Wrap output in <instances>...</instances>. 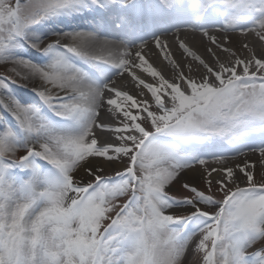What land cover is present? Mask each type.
<instances>
[{
	"label": "snow or ice",
	"instance_id": "snow-or-ice-1",
	"mask_svg": "<svg viewBox=\"0 0 264 264\" xmlns=\"http://www.w3.org/2000/svg\"><path fill=\"white\" fill-rule=\"evenodd\" d=\"M0 66V264H264V0H0Z\"/></svg>",
	"mask_w": 264,
	"mask_h": 264
},
{
	"label": "bare ground",
	"instance_id": "bare-ground-1",
	"mask_svg": "<svg viewBox=\"0 0 264 264\" xmlns=\"http://www.w3.org/2000/svg\"><path fill=\"white\" fill-rule=\"evenodd\" d=\"M91 22V15L90 14H86L84 17L76 20V21H73L72 23L75 24V25H84V24H87V23H90ZM58 28H64L66 25L64 23H60L58 25H56ZM159 63V62H157ZM170 72V70H168ZM4 72V68L3 66H0V73H3ZM25 92H27L28 90L27 89H24ZM246 155L253 161L256 160V158L258 157V153L256 154H253L251 152H247ZM245 157L243 156H239V157H235V158H231L230 157V160L229 162L230 163H242L243 160H244ZM211 162V161H210ZM260 166L257 165V169L259 168Z\"/></svg>",
	"mask_w": 264,
	"mask_h": 264
},
{
	"label": "rangeland",
	"instance_id": "rangeland-1",
	"mask_svg": "<svg viewBox=\"0 0 264 264\" xmlns=\"http://www.w3.org/2000/svg\"><path fill=\"white\" fill-rule=\"evenodd\" d=\"M0 74H2V73H0ZM260 170V167L257 169V171H259Z\"/></svg>",
	"mask_w": 264,
	"mask_h": 264
}]
</instances>
